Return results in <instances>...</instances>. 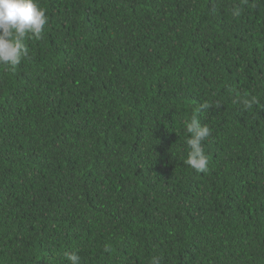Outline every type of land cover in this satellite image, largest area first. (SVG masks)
<instances>
[{
	"label": "trees",
	"instance_id": "1",
	"mask_svg": "<svg viewBox=\"0 0 264 264\" xmlns=\"http://www.w3.org/2000/svg\"><path fill=\"white\" fill-rule=\"evenodd\" d=\"M39 3L0 65V264H264V0Z\"/></svg>",
	"mask_w": 264,
	"mask_h": 264
},
{
	"label": "clouds",
	"instance_id": "2",
	"mask_svg": "<svg viewBox=\"0 0 264 264\" xmlns=\"http://www.w3.org/2000/svg\"><path fill=\"white\" fill-rule=\"evenodd\" d=\"M47 24L48 17L39 0H0V65H6L15 71L29 54L25 39H41ZM238 102L246 109L258 103L255 96ZM208 107V104L202 105V109ZM183 123L188 133L185 141L188 148L185 162L197 172L207 171L209 160L202 142L210 136V128L202 124L196 116L185 119ZM104 250L107 252L110 249L105 246ZM63 256L69 264H81L77 251L65 250ZM150 264H160V257L154 256Z\"/></svg>",
	"mask_w": 264,
	"mask_h": 264
}]
</instances>
